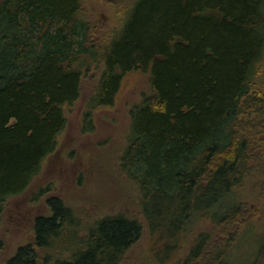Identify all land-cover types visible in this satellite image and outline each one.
Wrapping results in <instances>:
<instances>
[{
	"label": "trees",
	"instance_id": "obj_1",
	"mask_svg": "<svg viewBox=\"0 0 264 264\" xmlns=\"http://www.w3.org/2000/svg\"><path fill=\"white\" fill-rule=\"evenodd\" d=\"M82 3L0 0L1 206L40 172L67 125L65 106L81 97L77 63L84 53L97 56ZM126 15L123 28L97 44L105 67L89 105L110 103L125 72L150 71L152 93L131 108L121 167L137 182L140 209L167 259L203 222L224 231L243 220L250 202L240 191L254 168L264 171V0H136ZM48 203L51 214L35 219L34 242L7 264H119L143 230L119 213L80 238L73 209L59 197ZM212 233L194 237L190 258ZM253 234L242 264L264 245ZM66 242L77 243L68 258L41 253ZM224 247L211 264L227 263Z\"/></svg>",
	"mask_w": 264,
	"mask_h": 264
},
{
	"label": "rangeland",
	"instance_id": "obj_2",
	"mask_svg": "<svg viewBox=\"0 0 264 264\" xmlns=\"http://www.w3.org/2000/svg\"><path fill=\"white\" fill-rule=\"evenodd\" d=\"M135 1L83 0L79 16L90 23L93 40L88 47L94 49L97 56L84 53L81 63H77L82 70L81 97L65 106L67 125L57 137L55 151L44 159L40 172L23 193L9 197L0 205V239L3 241L0 264H7L20 246L34 242L35 219L51 214L48 200L52 197L61 198L77 214L80 238L108 215L123 213L142 222L139 240L126 251L119 264H211L212 253H219L224 246L231 251L225 264H239L240 260L242 264L244 253L253 252V232L264 236V171L254 168L239 194L245 203L250 202L245 204L248 211L243 220L225 227L224 231L203 222L178 241L167 259L161 257L157 236L151 232L140 209L139 186L121 167V156L128 144L131 108L141 102L145 94L152 93L150 71L125 72L113 97L106 96L112 99L110 103L95 108L89 105L101 84L105 67L97 44L105 42L112 29L123 28L126 12L133 8ZM87 120L89 128L92 127L90 130L83 129ZM248 230L253 231L249 233L251 239ZM203 231H212L213 237L198 257L190 258L193 239ZM232 236L235 239H231ZM225 240H230L228 245ZM75 244H58L41 253L68 258ZM255 251L246 264H264V245Z\"/></svg>",
	"mask_w": 264,
	"mask_h": 264
}]
</instances>
